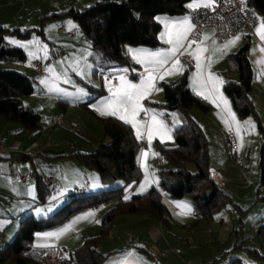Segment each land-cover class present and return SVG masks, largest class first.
Wrapping results in <instances>:
<instances>
[{"label": "rangeland", "instance_id": "obj_1", "mask_svg": "<svg viewBox=\"0 0 264 264\" xmlns=\"http://www.w3.org/2000/svg\"><path fill=\"white\" fill-rule=\"evenodd\" d=\"M99 1L115 0H0V21H5L7 23L5 26L11 28L19 27L21 31L30 29L28 35H20L17 31H12L7 34V43L22 48L26 53V58L23 61H0V69L17 70L33 78L35 92L23 97V101L26 106L34 108L41 114L42 125L46 128V130H43L45 143L37 149L33 148L38 137L36 131L27 129L26 135H22V140H24L25 147L28 150L23 152L20 158L27 161L29 165L26 170H23V173L37 171L36 169H38L45 176L61 175L63 176V185L60 186L61 189L62 187L65 189L69 184L72 186V182H87V179L93 182V179H99V173L96 170L86 168L78 160L69 158L66 163H60L46 156V152L52 151L51 153H53L54 151L51 148L50 142L52 137L51 119L66 109L65 107L67 106V103H64L63 99L60 100L61 97L82 99L81 101L84 102L101 93V95L95 97L90 103L92 109L94 107L96 109L104 101V99L100 98L104 93L103 86L107 90L105 92L106 94H111L115 91L110 84H106L102 80V72L104 69L101 66V52L94 48L92 39L83 30L78 20L70 14L65 13L71 7L83 10L95 5ZM192 2L193 0L189 4ZM47 14H58V16L51 19H43V16ZM165 16L168 15H159L157 19L163 22V27L159 35L162 36L163 34V39L167 40V47L153 49L148 46H138L136 50L144 53L145 55L143 57H146L148 52L167 53L173 48V44L168 42L169 38L167 35L170 21ZM186 18L189 22L191 18L190 13H187L179 21L182 23ZM62 26L65 27V30L61 29ZM13 41H18L19 43H13ZM189 44L190 42L187 45ZM197 47H199V44H192L191 47L185 46L179 50L175 59L180 60L182 70L179 72L174 71L171 75L165 76L166 78L164 79L166 81L177 80L184 74L186 67L180 54L192 53V49H196ZM128 48H132V46L126 45L125 49L128 50ZM35 60H40L44 63L51 60L50 64L46 63V69L49 73L48 77L54 83L42 86L44 77L36 73L33 66ZM168 66L165 64L161 67L158 64L156 72H153L154 75H163V71L171 67V65ZM196 70V68L189 69V86L193 87V89L205 90L209 84L212 87L215 85L218 92L230 104L228 116L224 115L222 110L215 108L214 104L208 113H204L195 107L192 115L203 126L207 135L210 169L217 170L225 178L226 185L223 188L231 194L232 199L226 206L216 211L212 220L205 221L199 218H192L194 217L191 214L194 210L193 202L185 198L192 206L190 207V213L183 216V218L189 217L191 219L190 229L191 232L195 231V233H191L185 237V241L188 242L192 254L200 253L208 258L217 256L210 264H229L234 257H241L246 264H262L261 257L250 254L248 249L255 248L264 254V227H262L264 225V164L262 163L264 160V140H260V138H264V130L262 131L260 128V123L264 124V104H255L259 116L250 115L243 118L238 114L231 98L224 90L225 76L220 75L216 77L223 81L222 84H219L215 79L209 82L205 80L203 73H199ZM198 73L200 75H197ZM142 80L133 79L130 82L139 85ZM201 81L204 83L202 84ZM101 90H103V93ZM261 92L262 90L259 88V85H256L252 93L253 95H260ZM159 99H165V96L162 86L155 82L154 89L141 100V104L146 111H141L136 117L138 121L142 122L140 124L141 137L144 139V129L149 122V117L152 116V111H155L157 119L163 121L172 137L171 140L165 139L162 143L170 146L175 145L174 129L180 126L182 122L177 111L155 107L152 101ZM68 108L71 117L70 120L77 123L78 128H68L60 124L57 126V129L62 128L67 135L66 140L63 139V144L58 149L70 153L77 151L80 147L83 148L80 146L81 141L79 140L90 144L85 139L89 136L84 132L82 126L84 122L88 123L87 121L89 120V117L85 116L86 113L84 114V111H90L81 105H69ZM233 114L235 118H233ZM164 115L171 117V124L163 118ZM95 118L99 122L97 117ZM237 127H239V132H237ZM228 131L234 132L237 139L238 149L233 156L226 149L225 138L226 132ZM147 142L150 145L153 144L159 150L157 145L160 141L156 139V136H153L151 143L149 140ZM53 147H55L54 144ZM41 149L44 150L43 155L35 154L36 151H42ZM88 149L94 148L90 147ZM141 167L143 169V177L137 183V191H140V185L144 182L146 175L150 179L157 181V183H153L151 186H159V169L161 166L155 167L150 162L147 172H145V168L142 165ZM189 170L196 172V165L189 163ZM31 182L36 184L37 181L32 180ZM123 184V180H118L113 184L105 185L97 191L115 188ZM151 186H148L146 189ZM72 191L68 192L65 200L59 202L60 207L72 198V193L75 192ZM139 193L142 192L140 191ZM52 195L51 193L50 196ZM28 205L32 207L28 210V213L34 211L33 217L36 218L40 217V215H47V213L51 214L57 210L54 206L48 205L46 201L38 204L37 200H29ZM37 206H39V209ZM151 216L155 218L153 215ZM169 216L172 221L170 228L163 226L168 233L175 234L172 228L176 229V231L179 230L180 233L177 234V237L183 241L182 227L178 225L175 228L174 225L176 223L173 222L174 219L171 213H169ZM156 220L159 221L158 219ZM14 239L15 236L11 237L7 245L13 242ZM237 241H241V245L245 248L237 247ZM226 251L227 253H224ZM157 253L158 250L154 253L155 259L160 260L159 262L162 264H180L176 258L177 256H175L176 252H171L170 257L172 258H160L157 256ZM32 263L41 264L39 262Z\"/></svg>", "mask_w": 264, "mask_h": 264}, {"label": "trees", "instance_id": "obj_2", "mask_svg": "<svg viewBox=\"0 0 264 264\" xmlns=\"http://www.w3.org/2000/svg\"><path fill=\"white\" fill-rule=\"evenodd\" d=\"M191 1H99L83 10L71 7L65 13L78 20L92 39L94 48L101 52V66L105 71L110 67L125 66L129 63L125 53L126 45L160 46L162 43L159 33L162 24L157 17L186 15L191 11L188 7ZM245 3L257 17L260 16L264 20V0H245ZM55 16L58 14H47L43 19ZM12 31H17L20 35L30 33V29L21 31L19 27L0 25V61H23L26 58L22 48L7 43V34ZM249 50L250 43L247 41L237 52L227 55L228 71L237 74V77L226 79L224 83L225 92L243 118L250 115L259 116L255 102L249 95L254 77ZM160 85L165 99L154 103L159 107L177 111L182 124L174 129L175 145H165L161 142L157 145L160 155L164 156L166 162V165L159 169V186L152 185L144 192L125 199L126 188L130 184H137L143 177V169L139 163L142 140L136 136L131 124L125 123L117 116L97 115L93 111L90 103L101 95L99 93L79 105L93 113L103 125L104 139L93 152L72 151L60 157L73 158L86 168L96 170L100 182L104 185L113 184L118 180H123L124 184L89 193H84V189H77L72 193L70 200L46 217L36 218L32 213H28L22 220L14 241L1 249L0 260L12 257L17 264L37 262L28 256L37 233L61 227L75 213L82 210L114 202L102 214L99 233L87 238L82 245L70 251L73 264H104L108 254L103 252L99 245L111 231L118 216L147 213L170 228L172 221L163 201V190L173 197L190 199L197 218L205 221L212 220L216 211L231 201V194L209 177L208 138L203 126L191 114L195 107L208 113L212 104L190 88L187 69L179 79L162 81ZM34 92L35 86L31 76L13 69H0V117L30 131L40 130L43 127L41 114L34 108L26 106L23 101V97ZM260 128L264 130L262 123ZM189 163L196 165V172L189 170ZM262 163L264 164V160ZM36 174V200L40 204L47 200L51 191L44 185L43 177L38 172ZM78 190L82 192L79 193ZM240 242L237 241L236 246L245 248ZM248 250L250 254L261 257V263L264 264V254L255 248ZM229 264L246 263L241 257H234Z\"/></svg>", "mask_w": 264, "mask_h": 264}, {"label": "crops", "instance_id": "obj_3", "mask_svg": "<svg viewBox=\"0 0 264 264\" xmlns=\"http://www.w3.org/2000/svg\"><path fill=\"white\" fill-rule=\"evenodd\" d=\"M208 2L209 0L199 1V3L201 4ZM191 11L189 12L190 16H191ZM165 17H167L166 19L170 21L169 27L175 25V27L173 28V37H172L173 39H175V31L180 30L184 27V25L179 20L181 18H184L185 15L181 17H170V16H165ZM257 19L258 21L253 31L240 33L238 35L232 36L227 39H222V40L216 39L214 37V32L212 29L205 30L203 35V40L199 44V47H204L207 49V51L203 53V59L200 61L201 63L200 68H197V60L194 55L192 56L195 58L196 61V66L193 68H196L197 69L196 71H198L199 73L200 72L203 73L205 80L209 82H211V80H214V79H209V73H211L213 77H219L220 75H224L226 79L228 78L233 79L237 77V74L228 71L227 55L237 52L247 41H249L250 43L249 58L254 68L252 88L249 92V95L253 98L255 104L263 105L264 104V51H262L261 49H264V39L261 38L260 32H258L257 29L259 28L261 22H264V20L260 16L257 17ZM159 21L161 22L163 27V22L161 20ZM4 22L5 21H0V25L7 24L6 22L5 23ZM189 23L193 25L191 18L189 20ZM205 36L208 37L207 40L204 39ZM236 36H239L240 39L235 44L230 45L228 48H224V45L229 40L233 39ZM163 38L164 37L159 35V39L162 44L158 47H152V48L157 49L159 47H167V40ZM188 38L189 35L187 39L182 40L180 42L182 44V47H180V49H183L185 46L187 47L189 46L187 45L189 43ZM139 47H145V46H139ZM137 48L138 47L136 46H132V48H128V50L125 49V53L127 54L128 58L131 60V62L136 66V69L137 68L143 69L147 73L143 77H137V76L125 77L127 81L133 79L135 80L144 79L148 75L149 71L156 72V67L158 66V63H155L153 61V58L149 56L143 57L145 60L148 61L147 63L138 62V60L134 58L133 54L129 51L130 49H137ZM195 50H196L195 48L192 49V52H194ZM145 52L147 53V51ZM148 53H153V52H148ZM176 57L177 56L169 58L166 65L170 66ZM48 76H49L48 71L46 75L41 76L44 77L42 86H46L51 83H54V81H52V79H50V77ZM162 81H166V80L159 79V76H156L155 79L156 83L160 84V82ZM256 85H259V88L262 90L260 95L257 94L253 95L252 93ZM190 88L195 93H197V91H203L205 95L209 96V98L206 100L211 102L212 105L214 104L215 108L222 110L224 115L228 116V112L230 111V104L228 100L224 98V96H222L220 92L214 91L212 89L213 87L211 86V84H209L208 88L205 90L193 89V87ZM103 90L104 93L100 98L104 100L105 98H110L111 94L105 93L107 92V90L105 89L104 86H103ZM201 97L204 98V96ZM221 97L223 99H221ZM62 99L64 103H67V106L65 107L66 109H64L60 113L56 111L58 114L51 119L52 137L50 139V142H51V148L54 149V151L53 153H51L52 151L46 152V156L54 159L56 162L66 163L69 158H64L60 156L67 155L69 153L58 149V147L60 148V146L63 144V139L66 140L67 135L65 134L64 130H62V128L57 129V126L63 124L68 128H72V127H74L75 129L78 128V126L76 125L77 123H74L73 121L70 120L71 117L68 112L69 111L68 106L69 105L78 106L79 103L83 101H81L82 99H76V98L69 99L67 97H61L60 100ZM213 100H216V103H213L212 102ZM223 100L227 101V105L223 103ZM162 101H164V99L152 101V103L155 107L162 108L154 103V102H162ZM217 104H219V107L217 106ZM194 109L195 108L191 110V114H193ZM93 111L97 115H101L100 112H98L95 109V107ZM84 114L85 116L89 117V120L87 121L88 123L84 122L82 126L84 132H86V134L89 136L85 139L88 140L91 145L84 143L83 140H79L81 141L80 146H82L83 148L80 147V149H77V151L93 152L94 150H96L97 146L104 139L105 130L103 125L96 120L95 118L96 116L93 113L87 112L85 110ZM154 115L156 116V112L152 111V116L149 117V122L146 124V128L144 129V135H143L144 139L140 137V139L142 140L143 149L140 150L139 153V163L142 166H143L142 158H141L142 153L144 152L149 153L146 160L144 161V163H146L147 165L151 162L155 166V162L157 158L160 156L159 150H157L156 146H154L153 144L150 145L147 142L148 130L149 128L152 127V117ZM54 120H57L58 122L56 123ZM26 130H27L26 128L15 123H11L6 119H4L3 117H0V255H1V249L7 246V243L11 237L16 236V234L18 233L21 227L22 220L26 218V216L28 215V210L32 208L29 207L28 201L29 200L36 201L37 199L36 184L32 183L31 181L23 182L20 176V174L24 172L23 170H26L27 167L29 166L27 164V161L22 160L20 158V155L28 150L25 147L24 140H22L23 139L22 135H26ZM43 130H46V128L43 127L41 130L36 131L38 137L36 139V144L34 145L33 148L37 149L39 146H42V144L45 143V138H44L45 136L43 134ZM156 139L162 143L161 139L158 136H156ZM260 140H264V138L262 137L260 138ZM52 143L54 144L55 147H53ZM90 147L94 149H88ZM35 154L43 155L44 150L36 151ZM56 156L59 157L55 158ZM164 165H166V162H164L161 165V167H163ZM36 170L37 171L35 172H38L42 177H45V175H43L44 173H40L38 169ZM50 177H55L58 180V183L51 191L53 195L47 198L46 203L50 206H54L56 209L60 207L59 202L65 200L68 195V192H71V190L76 191L77 189H84L85 190L84 193H89V192H95L98 189L100 190L105 186L104 184L99 182L98 178H95L93 179V182L90 181L89 179H87L88 180L87 182L75 181L76 183L72 182V186L71 184H69L67 187H65V189L63 187L61 189L60 186L63 185V180H62L63 176L50 175ZM57 187L59 188L57 189ZM137 190H138V184L135 185L130 184L126 188L125 196L128 197L133 194H139L140 191ZM163 201L165 202L169 213H171L174 219L173 222L177 224L174 225L175 228L178 225L182 227L183 241L180 240L179 237H177V234L180 233L179 230L176 231V229L172 228L175 234H172L170 232L168 233L165 227L163 226V224H161V222L153 218L150 214L143 213V214L120 215L114 220L111 231L104 239H102L99 245V248L103 252L108 254L104 264H162L159 262L160 260L155 259L154 253L156 250H158L157 256L160 258H168V257L172 258L170 257L171 252H176V254L175 253L174 254L175 256H177L176 258L178 259V262H180V264L212 263V260L217 256L213 258L212 257L208 258L207 256H203L200 253L192 254L188 242L185 241V237L189 236L191 233H195V231L191 232L190 229L192 222L190 221L191 219L189 217L183 218V216L189 214L190 211H188L182 205L187 204L191 207L192 204L187 200H185L184 198L181 199V198L173 197L171 194H169L164 190H163ZM113 204L114 202L108 203L106 205L104 204L96 207H91L82 210L78 213H75L61 227L55 230L37 233L33 244L36 246H50V245L63 243L70 249V251H72L76 247L82 245L87 238L93 237L99 233L102 214L110 205ZM38 207L39 206H37V208ZM89 212L94 213V216L88 217L86 219H79V220L77 219L78 217L85 216ZM195 212L196 211L194 209L191 213L192 216H194L192 217L193 219L197 218ZM31 213L34 215V211L33 212L31 211ZM48 215L50 214L47 213V215H40V217H46ZM69 225H71L69 230L63 233L62 235H60L59 237L42 235L44 233L59 232L61 229H64ZM130 236L136 237L138 241L133 244L130 243L129 242ZM0 264H17V263L12 257H8L3 261L0 260ZM26 264H34V263L27 262Z\"/></svg>", "mask_w": 264, "mask_h": 264}, {"label": "built area", "instance_id": "obj_4", "mask_svg": "<svg viewBox=\"0 0 264 264\" xmlns=\"http://www.w3.org/2000/svg\"><path fill=\"white\" fill-rule=\"evenodd\" d=\"M191 19L194 27L192 28L188 42L196 40V44H200L203 40L205 30L212 29L216 39H227L240 33H246L254 30L257 24V16L249 8L245 0H214L209 7H199L192 9ZM64 30L65 27L63 26ZM184 61L187 70L196 66L195 58L190 54H180ZM129 59V58H128ZM46 63L50 64L51 60ZM46 63L40 60L34 61V69L40 76L47 74ZM143 69H136V66L129 59V63L125 66H114L102 72V80L106 84H110L113 89L120 86V77H143L146 75ZM111 82V83H109ZM163 118L171 124V117L164 115ZM56 123L57 120H54ZM226 149L228 153L233 156L238 149L237 139L232 131L226 132ZM165 162L163 155H160L155 166L160 167ZM209 177L217 185L224 187L226 185L225 178L215 169L209 170ZM37 179L35 171L21 174V180L28 182ZM44 185L52 191L58 180L55 177H43ZM79 193L82 190H78ZM197 216V213L195 212ZM138 239L134 236L129 237L130 243H136ZM28 256L41 264H73L70 256V249L63 243L50 246H36L33 245L28 251Z\"/></svg>", "mask_w": 264, "mask_h": 264}, {"label": "snow or ice", "instance_id": "obj_5", "mask_svg": "<svg viewBox=\"0 0 264 264\" xmlns=\"http://www.w3.org/2000/svg\"><path fill=\"white\" fill-rule=\"evenodd\" d=\"M212 3H214V0H209L208 3H199L198 0H193L192 3L188 5L189 8H199V7H209ZM184 27L180 30L175 31V39H173V28L175 25L170 26L167 35L169 36L168 42L170 44H173V48L170 49L167 53H148L147 56L153 58V61L155 63H158L161 67H163L170 57L176 56V54L179 52L180 47H182V44L180 43L182 40L187 39L189 33L191 32L194 25H191L187 18L182 22ZM258 32H260L261 38L264 39V22H261L259 28L257 29ZM163 37V34H162ZM205 40L208 39L207 36L204 37ZM240 39L239 36L234 37L233 39L229 40L225 45L224 48H228L230 45L235 44ZM13 43H19L18 41H13ZM196 40H192L189 44V47H191L192 44H196ZM264 51V49H261ZM134 58L138 60L140 63H147L148 61L143 58L145 55L141 51H138L136 49H130L129 50ZM207 51L204 47H197L196 50L191 55H194L197 60V68L201 67L200 61L203 59V53ZM159 58V59H156ZM182 70V65L180 63L179 59H175L174 62L171 64V67L167 68L163 75L159 76V79H164L165 76L171 75L174 71L179 72ZM197 75H200L199 73ZM155 79L156 76L153 72L149 71L148 75L141 81L139 85L132 84L130 81H127L124 76L120 77V86L111 93L110 98H105V100L102 102L100 107H97L96 110L100 112L101 115H112V116H118L119 119L123 120L125 123H129L133 125V127L136 128V136L138 138L141 137V131H140V124L142 122L138 121L136 117L139 115L141 111H146V109L143 108V105L141 104V100L150 94L151 90L155 87ZM209 79H215L218 81L219 84H222L223 81L219 80V78L213 77L211 73H209ZM111 83V82H109ZM203 84L204 82L201 81ZM214 91H218L216 89L215 85L213 86ZM197 95L204 96L205 99H208L209 96L205 95L203 91H197ZM221 99H223L221 97ZM213 103H216V100L212 101ZM223 103L227 105V101L223 100ZM219 107V104H217ZM233 118L234 114H233ZM237 132H239V127H237ZM158 136L161 141H164L165 139L171 140L172 137L170 135V131L167 128V126L164 125L163 121H160L157 119V117L154 115L152 117V127L148 130V140L151 143V140L153 139V136ZM149 155L148 152H144L141 154L142 158V164L145 168V172H147L148 165L144 163L147 156ZM158 155V154H155ZM157 183L156 180L150 179L147 175L145 176L144 182L140 185V191L143 192L146 190L148 186H151V184ZM129 197H125V199H128ZM184 208H186L188 211H191V208L187 204L182 205ZM94 216V213H87L85 216L78 217L77 219H86L88 217ZM71 225L68 227L61 229L59 232H52V233H44L42 235L44 236H55L59 237L63 233L67 232Z\"/></svg>", "mask_w": 264, "mask_h": 264}]
</instances>
